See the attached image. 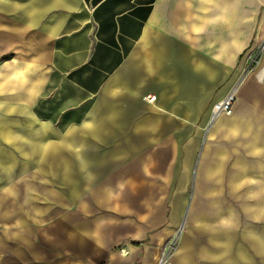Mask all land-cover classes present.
Instances as JSON below:
<instances>
[{
    "label": "crops",
    "instance_id": "crops-1",
    "mask_svg": "<svg viewBox=\"0 0 264 264\" xmlns=\"http://www.w3.org/2000/svg\"><path fill=\"white\" fill-rule=\"evenodd\" d=\"M259 50L264 0H0V264H158L176 228L164 264H264Z\"/></svg>",
    "mask_w": 264,
    "mask_h": 264
},
{
    "label": "built area",
    "instance_id": "built-area-1",
    "mask_svg": "<svg viewBox=\"0 0 264 264\" xmlns=\"http://www.w3.org/2000/svg\"><path fill=\"white\" fill-rule=\"evenodd\" d=\"M260 51L261 50L247 56L246 67V72L255 71L258 80L264 76V57L260 56ZM148 100L153 101V98L151 99L148 97ZM234 100V96L230 94L222 101L215 103L211 111V120H214L221 115L229 116L232 112ZM159 264H164V262L161 260Z\"/></svg>",
    "mask_w": 264,
    "mask_h": 264
},
{
    "label": "rangeland",
    "instance_id": "rangeland-1",
    "mask_svg": "<svg viewBox=\"0 0 264 264\" xmlns=\"http://www.w3.org/2000/svg\"><path fill=\"white\" fill-rule=\"evenodd\" d=\"M180 235H181V228H176L174 232L173 238L165 242L160 250V256H159V261L162 260L164 263H166L170 257L175 253V251L178 249L179 241H180ZM142 245H147V242H142ZM121 254H123V251H121ZM126 253H124L125 255Z\"/></svg>",
    "mask_w": 264,
    "mask_h": 264
}]
</instances>
